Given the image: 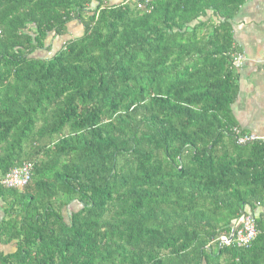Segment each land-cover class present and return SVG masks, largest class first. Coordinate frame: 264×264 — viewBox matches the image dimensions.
Segmentation results:
<instances>
[{"label":"trees","instance_id":"1","mask_svg":"<svg viewBox=\"0 0 264 264\" xmlns=\"http://www.w3.org/2000/svg\"><path fill=\"white\" fill-rule=\"evenodd\" d=\"M125 1L0 0V176L32 165L0 264H264L258 220L221 244L264 205V142L232 132L245 0Z\"/></svg>","mask_w":264,"mask_h":264},{"label":"crops","instance_id":"2","mask_svg":"<svg viewBox=\"0 0 264 264\" xmlns=\"http://www.w3.org/2000/svg\"><path fill=\"white\" fill-rule=\"evenodd\" d=\"M230 23L234 50L242 57L236 69L238 92L232 116L244 134L264 142V0H245ZM74 29L80 27H69ZM246 210L264 229V205L247 206Z\"/></svg>","mask_w":264,"mask_h":264},{"label":"built area","instance_id":"3","mask_svg":"<svg viewBox=\"0 0 264 264\" xmlns=\"http://www.w3.org/2000/svg\"><path fill=\"white\" fill-rule=\"evenodd\" d=\"M154 0H126L125 2L133 5L137 9H152V2ZM242 63V57L237 54L233 58V66L235 69L239 68ZM232 132L235 135L236 143L243 145L246 143L254 142L257 139L248 134H244L239 126H234ZM32 176V165L30 163H25L12 168L5 175L0 176V186L8 189H17L22 191ZM260 231L257 226L255 217L247 213L242 218L237 227H235L231 234L228 236L221 237V244L224 245H234L238 248L249 247L252 242L259 235Z\"/></svg>","mask_w":264,"mask_h":264},{"label":"rangeland","instance_id":"4","mask_svg":"<svg viewBox=\"0 0 264 264\" xmlns=\"http://www.w3.org/2000/svg\"><path fill=\"white\" fill-rule=\"evenodd\" d=\"M76 28V27H75ZM74 33H77V30L76 29H74V31H73ZM51 40L53 41V39L51 38ZM61 40H56V41H53V43H56L54 46L55 47H58L57 46V42H60ZM44 56H47V55H44Z\"/></svg>","mask_w":264,"mask_h":264}]
</instances>
